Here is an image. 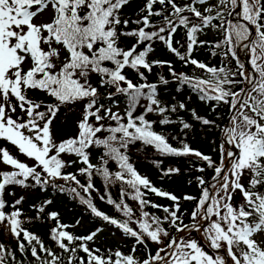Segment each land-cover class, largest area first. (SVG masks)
Masks as SVG:
<instances>
[{"label": "snow or ice", "instance_id": "snow-or-ice-1", "mask_svg": "<svg viewBox=\"0 0 264 264\" xmlns=\"http://www.w3.org/2000/svg\"><path fill=\"white\" fill-rule=\"evenodd\" d=\"M129 2L0 0V140L34 162L29 166L0 147V163L12 169L0 170V223L8 222L19 251L29 248L38 264H65L62 255L22 226L18 207L22 196L12 203L11 212L5 211L6 187H28L31 180L43 188L59 178L74 182L90 197V190H96L93 176L99 175L106 187L119 181L132 189L129 193L122 188L119 202L107 197L123 219L99 210L77 188L57 187L74 193L92 214L135 243L128 253L92 248L89 242L102 229L75 235L60 222L58 213L51 212L49 218L56 226L50 237L67 254L66 264H264V0H144L131 20L122 14ZM179 30L184 32L183 45L174 39ZM212 30L219 39H201ZM128 37L135 42L122 46V38ZM156 42L203 75L176 73L170 60L150 59ZM205 46L212 56L222 57L219 66L194 57V51ZM156 66H167L180 84L200 94V100L214 102L213 111L226 107L222 124L192 110L194 119L220 131L216 159L184 140L173 146L155 130L156 121L147 118L155 112L162 117L159 123L167 125L173 123L167 113L177 111L176 105H162L158 84L148 81L145 72ZM128 69L141 82L130 79ZM93 74L99 77L95 85ZM159 83L169 81L160 76ZM109 86L127 97L123 114L100 102L99 88ZM37 92L46 99L30 95ZM141 98L147 103L136 114ZM77 105L74 130L57 140L54 122L61 109ZM180 124L182 131L191 128L182 119ZM136 142L165 156H195L204 163L196 171H212L210 179L195 177L198 196H183L193 202L190 212L181 210V197L153 185L130 162L128 149ZM93 148L103 150L98 163L91 160ZM64 155L75 159L66 160ZM109 160L116 162L118 171L109 170ZM77 163L83 165L77 173L87 178L86 184L77 173L66 171ZM161 171L162 176L180 173L179 168ZM148 193L171 200V207L146 199ZM125 196L137 202L138 215ZM149 207L164 215L145 210ZM42 212L44 205L37 209V219ZM149 242L156 245L154 250ZM138 246L144 249L143 257L136 255ZM9 261L18 264L15 253L0 242V264Z\"/></svg>", "mask_w": 264, "mask_h": 264}, {"label": "trees", "instance_id": "trees-1", "mask_svg": "<svg viewBox=\"0 0 264 264\" xmlns=\"http://www.w3.org/2000/svg\"><path fill=\"white\" fill-rule=\"evenodd\" d=\"M144 0H130L129 4L124 7L122 14L131 19H135L139 9L143 6ZM175 40L180 41V44L183 45L185 41V36L183 30H179L176 34ZM201 39L208 41H215L219 39V36L216 34L215 30L206 32ZM134 39L131 37L122 38V46H131L134 43ZM179 47V45H177ZM181 51L184 49L181 48ZM194 57L200 61H203L209 66L217 65L219 66L222 57L218 54L217 56L211 55V50L208 46L197 48L194 53ZM150 59H160V60H170L172 66L176 73H186L189 75H203V73L194 68L193 65L185 64L173 53L169 52L165 45L162 43H154V51L150 54ZM230 66H234V62ZM143 70V69H142ZM128 72L129 78L133 79L134 82H141L139 78L135 75L132 70H126ZM148 77L149 82L158 84V98L161 101L162 105H165L169 108L176 105V112H168L167 115L173 121L171 124L161 125L159 120L162 117L157 113H149L147 118L153 121H156L154 124L155 130L163 132L167 137L169 142L178 147L180 141L184 140L192 148L198 149L204 154L213 156L214 159L217 158L216 146L219 142L220 131L216 127L207 126L202 124L199 120L194 119L192 115V110H195L197 115L205 117L209 120L216 121L217 124H222L226 122V107H218L213 111L212 104L214 102H206L199 99V93L193 91L188 85L180 84L170 73L167 66L153 67L151 73L145 72ZM164 76L165 79L169 81L168 84L159 83V77ZM92 81L97 84L99 77L95 74L92 75ZM102 99L100 100L106 107H109L112 103L120 102L127 106V97L123 94L116 93L114 87H102L99 88ZM37 96L39 99L44 100L46 97L42 93H31ZM109 94H111V99H109ZM147 101L141 98L140 104L137 106L136 114H140L143 111V105ZM184 103L185 108L180 109L179 104ZM124 111L120 113L123 114ZM184 120L191 125L189 129H182L180 120ZM114 123V122H109ZM176 137L177 139H173ZM103 154L102 149H92L93 158L97 159L100 155ZM128 155L130 162L134 164L136 169L140 174L146 176L150 179L153 185L156 187L175 194L178 197H181V210L190 212L193 207V202L183 200V196L188 195H199L200 189L197 186L195 177L198 175H205L206 178L210 179L212 171L210 169H205V173L201 174L196 171L198 167L204 166L202 161L197 160L195 156H165L157 152L151 146L143 145L141 142H136L133 145H130L128 149ZM74 158V156L70 157ZM159 162V166H157ZM83 165L77 163L66 169L67 172L77 173V169ZM109 170L111 172L118 171V166L115 161L109 160L108 164ZM167 168H179L180 173L174 174L171 176H162V169ZM70 170V171H69ZM77 178L82 184L87 183V178L77 174ZM54 180V179H53ZM54 183L49 182L45 187L39 185H34V182L29 180L28 187H22L19 185H10L6 187L4 193V199L7 201V206L5 208L6 212H11L12 203L19 199L21 195H24V199L20 207L22 209L23 215L20 219L23 221V227L29 230L30 232L37 235L47 247L53 248L58 255H62L65 258L66 264V253H62L54 241L50 237V230L52 227L56 226V221L49 218V213L56 212L59 214V220L63 224L69 225V231L75 235H88L90 232L95 231L97 228H100L103 221L101 218L96 217L90 212L85 204H83L79 197L74 193L68 190L61 191L60 187L63 182L69 186L65 189L77 188V191L80 192L85 198H90L95 206L104 211L106 214L115 217L117 219H123L122 214L117 212L113 205L107 203L108 195H111L113 200L119 202L121 189L123 188L126 192L131 193L132 189L129 188L126 184H122L119 181L115 183H107L103 177L99 175L93 176V184L96 190H90L89 194L84 193L74 182H66L63 179L56 178ZM191 181V183H189ZM21 193V194H20ZM105 196L104 200H101V196ZM46 198V201H51L50 204H44V212L39 213V219H37V209L38 202ZM125 201L136 211L138 215V205L136 201L131 200L128 196L124 197ZM146 199L160 205L171 207L172 201L165 198L157 196L153 193H148ZM239 200V196L236 197ZM35 206V207H34ZM145 210L155 213L157 215L163 216L164 213L162 210L154 208H146ZM77 221L79 223L77 224ZM187 222V218H186ZM135 227V225H132ZM195 234V233H194ZM126 236V235H125ZM22 239V236H21ZM0 242L4 243L7 248L12 250L16 255V261L18 264H38L35 261V258L31 256L29 248H26L24 253H21L17 247V239L10 231V225L7 221L0 223ZM26 243V242H25ZM135 243L134 239L126 236V239L121 245H117L113 241H105L100 239H94L89 242V246L92 248H100L102 251L107 249H117L119 248L125 253L131 251L132 245ZM149 247L155 249L156 245L149 242ZM41 255H44L43 253ZM78 255L84 256L83 252H78ZM136 255L138 257H143L145 255L144 249L140 246L137 248ZM9 264L13 262L9 261Z\"/></svg>", "mask_w": 264, "mask_h": 264}, {"label": "rangeland", "instance_id": "rangeland-1", "mask_svg": "<svg viewBox=\"0 0 264 264\" xmlns=\"http://www.w3.org/2000/svg\"><path fill=\"white\" fill-rule=\"evenodd\" d=\"M30 95H33V94L30 93ZM109 107H111L113 109V111H118V112L125 111V109L127 108L126 105H124L120 102L112 103ZM79 110H80V105H77L74 108H62L61 109V112H60L58 118L54 122V129H55V134H56L57 140H59L61 138H65L68 134H70L74 130L75 126H74L73 121L77 118L76 113H78ZM0 147L7 148L12 155H14L19 160L29 164V166L33 165L34 162L30 158H27L23 154L19 153L18 149L15 146L8 143L7 141L0 140ZM64 159H66V160L75 159V157L70 158V156L64 155ZM91 160L93 163L99 162V158L95 159V158L91 157ZM0 170H12V169H11V166H6V165L0 163ZM55 181H56L55 179L51 180L52 183H54ZM62 186L67 188L69 185L66 184L65 182H63ZM21 196L24 197L23 194ZM45 201H46V198H42L38 202L37 206L39 207V206L43 205V203ZM100 229H102V230L97 234V236L95 237L96 239H100V240L102 239L105 241L111 240V241L116 243V246L121 245L124 242V240L126 239L125 234H123L120 230H118L116 227L108 224L107 222L102 223ZM193 235H195V234H193Z\"/></svg>", "mask_w": 264, "mask_h": 264}]
</instances>
